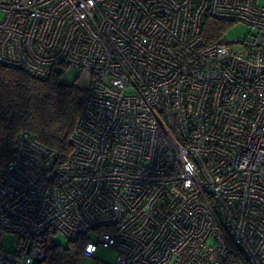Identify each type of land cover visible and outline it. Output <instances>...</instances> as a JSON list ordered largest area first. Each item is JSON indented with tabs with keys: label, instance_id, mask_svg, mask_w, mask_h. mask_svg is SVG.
<instances>
[{
	"label": "built area",
	"instance_id": "1",
	"mask_svg": "<svg viewBox=\"0 0 264 264\" xmlns=\"http://www.w3.org/2000/svg\"><path fill=\"white\" fill-rule=\"evenodd\" d=\"M205 17L251 31L205 43ZM3 66L87 86L63 162L23 132L0 165V264L58 234L117 264H264V0H0Z\"/></svg>",
	"mask_w": 264,
	"mask_h": 264
},
{
	"label": "trees",
	"instance_id": "2",
	"mask_svg": "<svg viewBox=\"0 0 264 264\" xmlns=\"http://www.w3.org/2000/svg\"><path fill=\"white\" fill-rule=\"evenodd\" d=\"M205 43L224 34L229 23L203 18ZM60 74L46 79L22 69L0 67V165L14 157L19 135L28 132L37 142L57 152L59 162L69 154V137L83 109L86 90L59 82ZM85 238L53 244L37 264H79Z\"/></svg>",
	"mask_w": 264,
	"mask_h": 264
},
{
	"label": "rangeland",
	"instance_id": "3",
	"mask_svg": "<svg viewBox=\"0 0 264 264\" xmlns=\"http://www.w3.org/2000/svg\"><path fill=\"white\" fill-rule=\"evenodd\" d=\"M251 27L243 22H235L229 26L225 38L227 40H233L236 37L249 36ZM59 82L65 85H73L77 87H86L87 80L85 78L79 79L75 71L66 69L61 73ZM15 237L4 234L3 245L6 250H12V246L15 241ZM52 240L55 244H66L67 239L61 235L52 236ZM117 252L112 247L99 246L95 253L91 256L81 255L79 264H117L116 255Z\"/></svg>",
	"mask_w": 264,
	"mask_h": 264
}]
</instances>
